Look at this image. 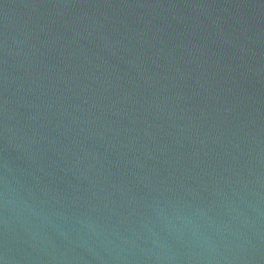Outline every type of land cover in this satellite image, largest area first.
<instances>
[{
	"label": "water",
	"instance_id": "1",
	"mask_svg": "<svg viewBox=\"0 0 264 264\" xmlns=\"http://www.w3.org/2000/svg\"><path fill=\"white\" fill-rule=\"evenodd\" d=\"M0 264H264V0H0Z\"/></svg>",
	"mask_w": 264,
	"mask_h": 264
}]
</instances>
